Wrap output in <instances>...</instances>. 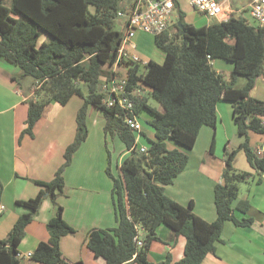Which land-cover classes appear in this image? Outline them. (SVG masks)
<instances>
[{"label": "trees", "instance_id": "1", "mask_svg": "<svg viewBox=\"0 0 264 264\" xmlns=\"http://www.w3.org/2000/svg\"><path fill=\"white\" fill-rule=\"evenodd\" d=\"M124 1L0 0V57L20 68L19 79L34 80V98L27 101L23 135L34 136L35 125L47 106H65L75 96L83 99L75 139L67 147L64 163L54 179L49 183L34 181L41 187L37 197L17 202L27 213L0 241V264H19V245L47 193L57 207L49 222L51 236L37 246L31 258L41 264H67L61 239L75 230L65 222L57 198L64 192L66 169L89 136L87 116L91 107L105 118L106 138L117 136L131 152L120 168V177L111 171L109 152L106 172L113 180L117 226L89 232L87 245L97 258H103L106 264H152L148 252L158 239V227L165 225L186 238L184 257L174 264H202L207 255L215 253L227 221L244 227L253 223L251 218L237 219L233 204L239 198V185L254 174L239 172L233 162L242 151L255 172L264 175V155L256 154L249 139L250 132L264 134V101L250 95L257 79L264 76V28L251 17H233L225 23L194 28L185 22L176 1L177 23L154 36L156 46L164 53V62L149 61L144 73L139 62H119L127 68L124 78L128 96L135 102L134 113L140 120L147 113L145 123L154 130V140L142 153L138 135L126 125L122 110L103 103L108 98L102 91L103 84L117 75L113 68L126 28L120 33L115 25ZM170 27L175 29L173 33ZM215 60L232 64L230 82L215 70ZM238 77L246 81L241 89L234 87ZM83 86L87 87L86 94ZM144 90L146 96L137 94ZM149 97L160 104L162 112L149 105ZM221 101L233 105V121L244 141L227 152L222 184L215 188L217 219L207 222L195 215L192 206H182L169 198L165 186L186 168L189 151L195 147L201 129L216 127ZM2 195L0 183V203ZM249 207L241 201L236 209L246 215ZM139 240L142 247L137 245ZM163 264H171L170 258Z\"/></svg>", "mask_w": 264, "mask_h": 264}, {"label": "crops", "instance_id": "2", "mask_svg": "<svg viewBox=\"0 0 264 264\" xmlns=\"http://www.w3.org/2000/svg\"><path fill=\"white\" fill-rule=\"evenodd\" d=\"M128 4L126 0L123 2L124 6ZM134 44L136 48L130 53L139 56L138 46ZM140 53L145 54L142 51ZM151 60L149 56L145 63ZM213 66L218 68L220 74L228 67L216 61ZM119 71L125 74L123 69ZM20 74L17 68L0 57V183L3 187L0 241L7 238L19 217L27 213L17 202L33 199L39 194L41 187L34 181L51 182L64 163V154L75 139L77 115L83 106V99L78 96L65 106L53 103L46 107L42 118L35 125L34 136L23 135L28 115L27 101L34 98V90L26 93L20 87L24 81V78H18ZM143 93L137 91L140 96ZM250 95L264 101L258 95L257 85ZM155 108L163 111L161 106ZM142 116L149 118L147 113ZM140 122L142 135L137 137V143L140 149H148L150 141L154 140V130L150 127L151 131L147 132L142 118ZM105 123L102 112L91 107L87 116L89 136L66 169L64 192L57 198L65 222L75 230L74 234L61 239V252L67 264H106L103 258H97L89 249L88 234L94 229L117 226L113 180L106 172L108 157L110 152L111 171L120 177V168L131 152L126 150L117 136L106 138ZM143 134L149 140V145L142 142L145 139ZM249 139L256 154L263 156L264 134L250 132ZM243 141L233 121V105L227 101L219 102L216 127L205 126L201 129L195 147L189 151L186 168L171 184L165 186V194L182 206H192L199 218L214 222L217 219L215 188L222 184L227 152L238 148ZM239 166L241 169L238 170L250 171L254 176L245 186L239 185V198L233 208L237 219L247 217L253 219V223L244 227L227 221L215 253L207 255L202 264H264V175L252 170L249 163ZM241 201L250 206L246 215L236 209ZM56 210L49 194H45L38 213L27 226L19 245V264H41L30 255L40 243L49 241V222L56 215ZM141 229L144 235L145 231ZM157 236L158 239L152 242L148 252L149 262L163 264L170 258L171 264H174L184 257V236L165 225L158 227Z\"/></svg>", "mask_w": 264, "mask_h": 264}, {"label": "built area", "instance_id": "3", "mask_svg": "<svg viewBox=\"0 0 264 264\" xmlns=\"http://www.w3.org/2000/svg\"><path fill=\"white\" fill-rule=\"evenodd\" d=\"M176 1L178 0H130V5H125L118 13V17L125 20L126 31L113 68L117 75L105 81L102 87V91L108 96L103 103L108 108L122 110L126 125L137 133V137L142 132V125L134 113L135 102L128 96L125 74L119 71L122 69L119 62L121 60L141 62L138 55L130 53V50L136 48L133 41L136 33L157 36L167 31L170 25L177 23V16L175 21L172 20ZM188 2L195 10L209 19H214L216 23H225L233 17L242 18L248 13L253 21L264 28V0H188ZM262 126L264 127V119ZM141 152L146 153L147 149L141 148ZM137 245L142 247L143 242L139 240Z\"/></svg>", "mask_w": 264, "mask_h": 264}, {"label": "rangeland", "instance_id": "4", "mask_svg": "<svg viewBox=\"0 0 264 264\" xmlns=\"http://www.w3.org/2000/svg\"><path fill=\"white\" fill-rule=\"evenodd\" d=\"M126 1H130V0H126ZM179 1V8L178 10L181 11L184 14V20L186 23L191 24L194 28H200L206 25H210L215 23L216 21L214 19H209L208 17H206L205 15L199 13L197 10H195L190 3L188 2V0H178ZM178 10H175L173 12L172 15V20L175 21L176 20V14L178 12ZM92 12H95L94 8H91ZM243 18H250V16L247 14L244 15ZM252 20V19H251ZM125 20L123 18H117L116 20V25H115V29L120 32V33H124V29H123V25H124ZM174 28L170 27V31L173 33L174 32ZM134 43L137 44L138 46V53L139 56L142 58V61L139 62L140 67H141V72L144 73L146 72V64L145 61H148V57H152L153 61H155L156 63H163L165 56L164 53L158 49V47L156 46L155 42H154V36L153 35H149L146 33H142V32H138L136 33L135 37H134ZM140 51H142L143 53H145L144 55H142L140 53ZM149 55V56H148ZM218 63L221 64H225L226 68H224L222 70V75L224 76V78L230 82L231 81V68H232V64L231 63H225L222 60H215ZM14 66V65H13ZM15 68H17V70L19 72H21L20 68L17 66H14ZM120 68L123 69V71L126 73L127 68L125 66H120ZM215 68V66H214ZM230 68V69H229ZM217 67L215 68V70L217 71ZM245 81V79L243 77H238L236 82L234 83V87L240 89V87L242 86L243 82ZM34 80L31 77H26L24 78V81L22 82V85L20 87L23 88V90L26 93L31 92V89L34 90ZM256 85H257V92L259 97H261L262 99H264V76H261L257 79L256 81ZM143 90V89H142ZM83 91L85 92V94L88 92L87 91V87L83 86ZM142 92V91H141ZM144 96L147 95V92L144 91L143 93ZM149 105H151L152 107H158L160 106V104L152 97H149ZM146 117V116H145ZM143 117L142 121L145 122L146 118ZM145 130H147V132L151 131L150 127L145 123L144 124ZM239 135V134H238ZM240 136V135H239ZM145 139L142 140V142H144L145 145H149V140H147L146 137H144ZM146 149V148H145ZM249 162L246 159V156L244 154V152L240 151L238 152L233 165L234 168L236 170L241 169L240 168V164H248ZM250 165V163H249ZM251 166V165H250ZM252 170L253 167L251 166ZM239 172H248V171H244V170H238ZM249 173H251L249 171ZM242 187L246 185V182H243L240 184Z\"/></svg>", "mask_w": 264, "mask_h": 264}, {"label": "water", "instance_id": "5", "mask_svg": "<svg viewBox=\"0 0 264 264\" xmlns=\"http://www.w3.org/2000/svg\"><path fill=\"white\" fill-rule=\"evenodd\" d=\"M178 26H179L181 29L183 28V26H182L181 23H179ZM46 195H48V194H46Z\"/></svg>", "mask_w": 264, "mask_h": 264}]
</instances>
